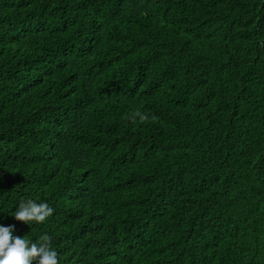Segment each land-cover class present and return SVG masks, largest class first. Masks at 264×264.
<instances>
[{
	"label": "trees",
	"instance_id": "obj_1",
	"mask_svg": "<svg viewBox=\"0 0 264 264\" xmlns=\"http://www.w3.org/2000/svg\"><path fill=\"white\" fill-rule=\"evenodd\" d=\"M0 226L58 264H264V0H0Z\"/></svg>",
	"mask_w": 264,
	"mask_h": 264
},
{
	"label": "clouds",
	"instance_id": "obj_2",
	"mask_svg": "<svg viewBox=\"0 0 264 264\" xmlns=\"http://www.w3.org/2000/svg\"><path fill=\"white\" fill-rule=\"evenodd\" d=\"M141 122L149 118L146 114L135 111L130 119ZM53 214V209L47 203H36L32 200L21 201L11 214L17 221L24 223L44 222ZM14 226H0V264H58L57 252L51 247V238L42 235L39 242L13 236Z\"/></svg>",
	"mask_w": 264,
	"mask_h": 264
}]
</instances>
